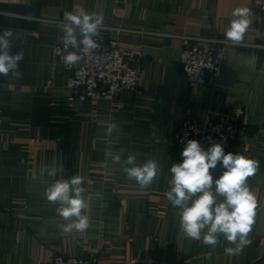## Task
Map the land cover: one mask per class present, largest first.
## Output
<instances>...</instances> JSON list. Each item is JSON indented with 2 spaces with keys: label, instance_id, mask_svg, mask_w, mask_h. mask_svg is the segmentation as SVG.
<instances>
[{
  "label": "crops",
  "instance_id": "crops-1",
  "mask_svg": "<svg viewBox=\"0 0 264 264\" xmlns=\"http://www.w3.org/2000/svg\"><path fill=\"white\" fill-rule=\"evenodd\" d=\"M237 7L253 13L243 41L220 48L214 84L191 86L180 64L187 37L226 39ZM81 9L122 28L109 35L142 68L139 90H125L117 105L68 101V73L55 47L66 14ZM9 29L12 53L23 51L24 58L20 79L0 75V264H52L58 253L101 264H264V21L253 0H0V34ZM238 106L245 115L229 152L258 162L247 180L257 206L250 242L228 255L224 249L234 245L223 236L214 247L188 239L165 193L170 168L181 161L183 147L173 140L181 120L232 115ZM117 152L137 163L156 159V180L140 188L111 162ZM45 166L56 175L42 172ZM74 175L83 177L90 227L65 233L44 193Z\"/></svg>",
  "mask_w": 264,
  "mask_h": 264
},
{
  "label": "clouds",
  "instance_id": "clouds-1",
  "mask_svg": "<svg viewBox=\"0 0 264 264\" xmlns=\"http://www.w3.org/2000/svg\"><path fill=\"white\" fill-rule=\"evenodd\" d=\"M253 13L247 7H237L232 12L225 38L233 45L240 44L250 27ZM104 23L102 14L81 9L78 13H67L63 24V49L61 60L66 67L78 65L84 55L100 48L95 39L100 35ZM12 30L0 34V75H11L20 79L19 64L23 51L12 53ZM115 125L107 127L106 134L113 136ZM111 151V146H109ZM113 164L124 166L127 178L135 180L140 188L150 186L160 172V165L154 158L137 163L135 155L123 158L122 152L111 156ZM259 164L238 153H226L219 142L205 148L198 140L188 139L181 151V161L170 168L169 188L166 199L178 209L179 227L185 236L204 245L216 246L219 237L234 247H226L225 253L237 255L250 241L247 239L255 222L256 198L247 184L255 175ZM219 169V175L216 171ZM49 176H55L57 169H42ZM83 177L74 175L58 179L45 189L46 199L57 205L55 211L66 223L65 233L85 232L90 227L89 207L84 193Z\"/></svg>",
  "mask_w": 264,
  "mask_h": 264
},
{
  "label": "built area",
  "instance_id": "built-area-1",
  "mask_svg": "<svg viewBox=\"0 0 264 264\" xmlns=\"http://www.w3.org/2000/svg\"><path fill=\"white\" fill-rule=\"evenodd\" d=\"M253 5L264 21V0H253ZM109 28L110 26L103 24L100 35L95 37L100 48L85 54L83 60L73 67H66L62 63L60 53L63 41L62 37L58 39L55 47L56 62L68 73V84L71 88L68 97L70 104L106 99L117 105L125 90L134 92L139 90L143 76L142 68L130 62L131 53L120 45L117 36L109 35ZM224 43L232 44L218 37H188V42L181 52L180 64L191 86L206 87L215 83L222 69L219 48L224 46ZM244 115V108L238 106L232 115L218 114L212 118L186 117L175 128L173 140L181 147H184L188 139L198 140L205 148L213 142H219L228 153L230 145L237 139ZM52 264H101V262L95 257L58 253ZM146 264L168 263L151 261ZM171 264L181 263L175 261Z\"/></svg>",
  "mask_w": 264,
  "mask_h": 264
},
{
  "label": "rangeland",
  "instance_id": "rangeland-1",
  "mask_svg": "<svg viewBox=\"0 0 264 264\" xmlns=\"http://www.w3.org/2000/svg\"><path fill=\"white\" fill-rule=\"evenodd\" d=\"M106 26H110V28H109V33H111L112 31H118V32H120L121 30H122V28H115V27H113L112 25H107V24H105ZM105 33V32H104ZM189 37H192V36H189ZM188 38V37H187ZM221 39V38H220ZM223 40H226L227 41V39H223ZM231 42V41H230ZM233 44H231V45H229L228 43L227 44H225L224 43V46H232ZM219 53H220V48H219ZM222 59V58H221Z\"/></svg>",
  "mask_w": 264,
  "mask_h": 264
}]
</instances>
